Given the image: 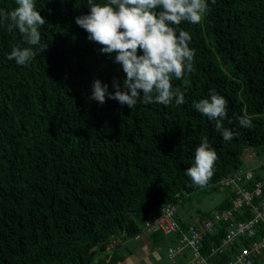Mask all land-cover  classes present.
I'll list each match as a JSON object with an SVG mask.
<instances>
[{
	"label": "trees",
	"instance_id": "trees-1",
	"mask_svg": "<svg viewBox=\"0 0 264 264\" xmlns=\"http://www.w3.org/2000/svg\"><path fill=\"white\" fill-rule=\"evenodd\" d=\"M208 5L200 23L180 25L196 52L190 86L174 82L185 92L182 105L138 101L130 109L110 98L103 105L90 99L96 79L114 92L113 79L123 86L125 74L115 54L102 53L76 24L90 12L87 0H36L48 20L40 29L48 47L26 66L8 58L14 46H28L23 37L0 25V264L104 263L109 251L113 264L131 252L122 243L130 250L143 231L154 244L176 243L180 231L166 235L146 227L164 206L175 207L174 218L186 229L193 214H179L178 207L194 195L224 190L215 209L231 205L233 192L219 181L249 167L246 150L264 157V0ZM17 6L0 0V9ZM211 90L228 100L223 125L235 134L230 141L193 107ZM245 115L253 127L239 125ZM205 136L219 159L207 185L198 187L185 171ZM197 213L200 220L212 217ZM250 217L249 209L240 214ZM219 229L201 238L210 264L228 262L263 235L237 238L231 250L211 254L227 223Z\"/></svg>",
	"mask_w": 264,
	"mask_h": 264
},
{
	"label": "clouds",
	"instance_id": "clouds-1",
	"mask_svg": "<svg viewBox=\"0 0 264 264\" xmlns=\"http://www.w3.org/2000/svg\"><path fill=\"white\" fill-rule=\"evenodd\" d=\"M15 2L18 6L11 11L0 9V25L18 30L23 37L28 46H14L8 58L26 66L48 47L47 43H41L40 31L48 20L37 10L36 0ZM211 2L215 4L216 0ZM87 4L90 12L76 17V24L88 33V40L101 46L102 53L115 54L114 62L125 74L123 86L118 78L113 79L114 92H109L108 84L96 79L90 99L103 105L110 98L130 109H134L138 101L165 106L173 101L177 105L184 104L185 92L174 82L182 81L184 88L190 86L188 75L195 71L196 52L190 47V32L180 25L185 21L200 23L209 11L208 0H87ZM193 107L215 121L216 131L224 140L234 138V132L223 125L228 116L226 97L211 90L207 98L193 102ZM239 125L251 128L253 120L242 116ZM218 159L205 136L195 149L192 166L185 171L193 185H207Z\"/></svg>",
	"mask_w": 264,
	"mask_h": 264
},
{
	"label": "built area",
	"instance_id": "built-area-1",
	"mask_svg": "<svg viewBox=\"0 0 264 264\" xmlns=\"http://www.w3.org/2000/svg\"><path fill=\"white\" fill-rule=\"evenodd\" d=\"M247 151L245 157L252 156V152ZM257 170L260 173L258 179L255 176ZM250 180L254 181L253 186L249 184ZM219 185L221 188L229 187L233 192L231 205L228 208L215 209L212 217L198 224H189L186 229H183L174 218L175 207L166 205L158 215H153V222H146V227L153 230L160 229L166 235H175L177 231H180L177 245L168 249L170 258H175L184 248H190L193 260L199 264H210L200 251L202 236L208 232L219 231V225L222 222L227 223V232L221 243L212 248L211 254L231 250L237 238L254 237L262 231L263 235L259 240L243 247L224 264H264V157L256 165L223 177ZM247 209L252 212V217L240 219V214Z\"/></svg>",
	"mask_w": 264,
	"mask_h": 264
},
{
	"label": "crops",
	"instance_id": "crops-1",
	"mask_svg": "<svg viewBox=\"0 0 264 264\" xmlns=\"http://www.w3.org/2000/svg\"><path fill=\"white\" fill-rule=\"evenodd\" d=\"M252 152V156H247L245 157L246 161H247V165L252 166V165H256L259 162V158L256 154V152H254L253 150H249ZM251 160L254 161V163H251ZM224 191V190H223ZM223 191L221 192H214L211 195L217 196L219 198L218 202L220 200H222L223 196L226 195V192L224 193ZM188 213L191 214H195L196 217L192 219V221H188V224H198L201 221H203L204 219L200 220V217L198 216L199 214L197 213V209H195L193 212L188 211ZM189 216V215H188ZM142 238H144V242L142 243H138L136 242V240H141ZM135 240L131 243L134 245H138L136 246L134 249L131 248V244L130 246V250L125 249V244L122 243L121 248L123 251H131L130 253L127 252V254H125V257L122 260H117L115 263L113 264H199L197 262H195L193 260V254L190 250H186L182 252H179L175 258H170V256L168 255V249L169 246L172 244H175V242L173 241H164L163 243L160 244H154L152 243V238L150 236V233L148 232H142V235L140 234V236L138 238H134ZM170 240V239H168ZM150 241V242H149ZM177 242V241H176ZM128 245V244H127ZM148 253V254H147ZM104 254V263L99 262L96 258L95 261L93 262L96 264H111L110 260L112 258V251H109L108 254ZM178 256V257H177ZM148 257V260H145ZM151 257V259H150ZM183 258V259H182ZM126 259V260H125ZM150 259V260H149ZM176 259V260H175ZM164 260V261H163ZM195 262V263H194Z\"/></svg>",
	"mask_w": 264,
	"mask_h": 264
},
{
	"label": "rangeland",
	"instance_id": "rangeland-1",
	"mask_svg": "<svg viewBox=\"0 0 264 264\" xmlns=\"http://www.w3.org/2000/svg\"><path fill=\"white\" fill-rule=\"evenodd\" d=\"M247 152L248 151H246V154H247ZM246 163H247V161H246ZM251 163H254V161L251 160ZM218 200H219V198L217 196H214V195H205V194L194 195V197H192L190 200H188L185 205H180L178 207V212H179V214H186L187 211L193 212L195 209H201L204 211H206V210L211 211V213H213V211L215 210V207L218 205ZM197 206H198V208H197ZM187 217L189 219L191 218L190 216H187ZM195 217H196V215L193 214L192 218H195ZM145 232H147V231H145ZM136 242H138L140 244V243L144 242V239L143 238L141 240L138 239V240H136ZM136 246H138V245H134V243L131 244L132 249H134ZM150 259H151V257H150ZM145 260H148V257ZM94 264H96V263H94Z\"/></svg>",
	"mask_w": 264,
	"mask_h": 264
},
{
	"label": "bare ground",
	"instance_id": "bare-ground-1",
	"mask_svg": "<svg viewBox=\"0 0 264 264\" xmlns=\"http://www.w3.org/2000/svg\"><path fill=\"white\" fill-rule=\"evenodd\" d=\"M257 174V173H256ZM260 177V176H259ZM197 208H198V206H197ZM203 209V208H202ZM188 218V217H187ZM144 239V238H143ZM256 241H257V239H256ZM150 242V241H149ZM245 247V246H244ZM117 250V249H116ZM126 252V251H125ZM113 253V252H112ZM148 254V253H147ZM206 256V255H205ZM178 257V256H177ZM183 259V258H182ZM126 260V259H125ZM176 260V259H175ZM164 261V260H163ZM111 263V262H110ZM178 263V262H177ZM176 263V264H177ZM195 263V262H194ZM157 264V263H156Z\"/></svg>",
	"mask_w": 264,
	"mask_h": 264
}]
</instances>
